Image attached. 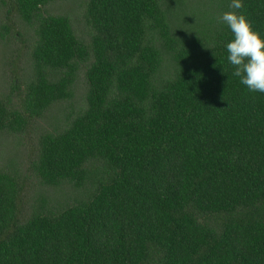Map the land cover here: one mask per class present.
Returning a JSON list of instances; mask_svg holds the SVG:
<instances>
[{
  "label": "trees",
  "instance_id": "obj_1",
  "mask_svg": "<svg viewBox=\"0 0 264 264\" xmlns=\"http://www.w3.org/2000/svg\"><path fill=\"white\" fill-rule=\"evenodd\" d=\"M230 3L0 0V264H264Z\"/></svg>",
  "mask_w": 264,
  "mask_h": 264
},
{
  "label": "clouds",
  "instance_id": "obj_2",
  "mask_svg": "<svg viewBox=\"0 0 264 264\" xmlns=\"http://www.w3.org/2000/svg\"><path fill=\"white\" fill-rule=\"evenodd\" d=\"M243 0H231L227 11L219 17L233 33L227 43V59L234 68L233 75L251 92L264 93V36L255 30L252 22L242 12ZM207 47V46H206Z\"/></svg>",
  "mask_w": 264,
  "mask_h": 264
}]
</instances>
